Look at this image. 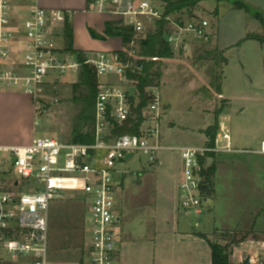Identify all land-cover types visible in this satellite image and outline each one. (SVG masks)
Wrapping results in <instances>:
<instances>
[{
	"label": "built area",
	"instance_id": "1",
	"mask_svg": "<svg viewBox=\"0 0 264 264\" xmlns=\"http://www.w3.org/2000/svg\"><path fill=\"white\" fill-rule=\"evenodd\" d=\"M25 1L27 16L19 19L14 0H0V91L19 89L33 101L46 100L47 81L52 80L53 86L68 76L78 79L81 68L89 67L98 79L95 142L81 145L43 137L26 146H0V264H51V206L73 196L83 201L86 210L84 264H115L121 235L119 166L135 157L154 165L161 153L178 152L182 163L179 210L202 216L207 199L201 160L210 153L234 152L228 127L220 126L213 148L165 147L161 142L164 107L158 87H152L140 134L112 138L111 131L114 124L125 123L138 105L136 82L128 74L143 72V65H137L143 60L141 46L156 23L166 21L169 32L164 40L178 55L188 53L195 44L210 43L211 24L194 16L187 21L181 15L165 18L158 0H87L88 13L115 18L136 35L123 50L124 57L107 51L80 55L67 53L57 44L55 31L70 21L68 13L44 11L37 0ZM112 77L119 81L100 80ZM256 153L264 156V141ZM232 251L228 252L231 264H264L263 240L241 241Z\"/></svg>",
	"mask_w": 264,
	"mask_h": 264
},
{
	"label": "rangeland",
	"instance_id": "2",
	"mask_svg": "<svg viewBox=\"0 0 264 264\" xmlns=\"http://www.w3.org/2000/svg\"><path fill=\"white\" fill-rule=\"evenodd\" d=\"M64 1L55 0L58 9L70 12L75 20L80 19L76 22V27L80 30L78 45L86 50L105 51L103 45L93 40L86 30L90 24L89 19L96 15L90 13L92 17L84 18L80 1ZM235 2L207 0L193 11L194 17L215 26L216 32L220 31L223 24L224 37L226 41L235 44L233 49L226 53L220 52L213 41L201 46L195 44L186 54H173L170 59L158 60L153 70L158 87L156 90L161 94L164 107L163 137L167 142L173 141V146L207 148V132L215 127L221 109L225 110L224 120L219 119V122L226 124L231 138L236 141L234 152L216 154L211 185L208 194H204L207 199L204 203L205 211L200 217L185 212L184 219L193 228L199 224L200 228L196 231H203V224L208 222L207 232L210 233L204 244L207 251L210 244H218L227 246L229 253L241 241H264V156L256 153L258 143L264 140V23L255 19L257 13L251 7L250 13L243 11L246 16L238 17L232 11L237 10ZM40 7L44 10L46 8L43 5ZM181 16L185 21L191 18L187 13ZM99 17L101 23L96 30L103 32V19L107 17ZM59 45L64 46L62 43ZM75 82V76L65 77L53 86L52 80L47 81L50 83V91L46 94L48 99L34 101V138L53 137L63 142L69 141L73 119L78 113L77 106L72 103V98L76 95ZM221 90L225 95L223 98L230 99L231 105L220 97ZM2 93L14 96L17 103L0 99V144L16 146L32 139L34 103L31 96L19 89L4 90ZM54 99L58 102L54 103ZM163 158L161 166L150 167L147 159L135 157L120 167L123 173L120 176L124 177L122 185L120 177L117 180L121 185L119 202L123 213L124 234H139V214L155 208L161 191L159 180L165 179L171 184L174 162L168 154ZM51 209V264H78L79 261L67 259L66 255L69 253L79 257L78 259L85 256L79 247L83 241V217L86 211L83 201L73 196L64 201L53 202ZM151 225L148 222L147 230H152ZM163 232L164 236L160 235L155 244L165 250L164 259L159 264H175L168 262V245L172 241L164 239L167 233ZM128 234L125 235L126 241ZM150 240L153 239L150 237ZM137 241L136 238V244L127 248L125 264H152L151 255ZM187 257L183 264H209V258L204 262L199 261L196 253ZM236 257L239 259L238 255Z\"/></svg>",
	"mask_w": 264,
	"mask_h": 264
},
{
	"label": "trees",
	"instance_id": "3",
	"mask_svg": "<svg viewBox=\"0 0 264 264\" xmlns=\"http://www.w3.org/2000/svg\"><path fill=\"white\" fill-rule=\"evenodd\" d=\"M162 4L164 17L189 14L193 16V11L198 5L207 0H158ZM236 9L250 13V7L243 2H235ZM255 19L264 23V16L261 12L256 11ZM105 30L102 33L96 32L92 27L88 28L90 37L99 42H105L109 39H120L122 42V50L119 51L122 57L125 56L124 49L130 43L131 38L136 34L126 29L121 25V22L115 18L107 17L104 21ZM168 27L165 20L157 22L153 32L148 34V37L142 43L140 57L137 65H143L142 73H129L130 80L136 82V88L139 94L138 105L132 108V116L123 124H114L112 127V138L121 137L124 135H139L140 128L143 123V110L148 106L151 97L148 94V89L157 87L155 83V74L153 72L158 60H166L173 57L171 47L165 42L164 36L168 33ZM73 27L69 22L66 23L63 36L65 38V52L82 55L83 52L75 48ZM261 40V39H260ZM258 40V41H260ZM261 42V41H260ZM82 59V58H81ZM224 60V61H223ZM225 62V59H222ZM75 94L72 98V103L78 108V113L73 119V127L69 142L81 145H90L95 142L94 138V123H95V106L98 95V79L96 74L87 66H83L80 70L78 82L74 85ZM219 123L216 120L215 127L207 132L209 137V148L215 146V140L219 132ZM216 154L210 153L207 158L215 159ZM207 158L201 160V175L204 178V184L208 186L203 190V194H208V189L211 185V175L214 173L213 163L207 169ZM84 244L79 246L82 249L84 256ZM212 264H231L228 256V247L218 244H210ZM67 259L79 261L78 264H84V257L78 259L77 256H72L67 253Z\"/></svg>",
	"mask_w": 264,
	"mask_h": 264
},
{
	"label": "crops",
	"instance_id": "4",
	"mask_svg": "<svg viewBox=\"0 0 264 264\" xmlns=\"http://www.w3.org/2000/svg\"><path fill=\"white\" fill-rule=\"evenodd\" d=\"M73 1H74V3L80 1V4L84 9V12H83L84 18L86 16L92 17V15L90 16L89 15L90 13H88L86 10L87 9V0H77V1L73 0ZM37 2L40 6H42V5L45 6L46 7L45 10L60 11L57 7V4L55 3V0H37ZM64 2L65 1L63 0V3ZM28 5H29L28 2L25 0H14V6L16 7V10H17L16 15L19 19H23L24 17L27 16L26 10H27ZM232 11L238 17L239 16L242 17V15L243 16L245 15L243 11H239L238 9L237 10L232 9ZM63 12L68 13L70 15V21H68V22L73 27V32L75 34L74 35L75 48L78 49V51L81 50V52H84V51L89 52V51L97 50V49H91V50L82 49L78 45L77 36L79 35L78 34L79 28L76 27V22L80 19L75 20V18L71 16L70 12H67V11H63ZM218 18H219V16H218ZM103 20L105 21V18ZM89 22H90V24H89V26L87 25L86 30L88 31L89 27H92L96 30L97 27H100L99 23H101V19H100L99 15L98 16L96 15V17L93 16L92 18H90ZM65 25H64V27H62V28L60 27V28L56 29V31H55V37L57 39V44H58L59 48H63V49L66 48L65 38L63 36ZM213 27H214V31H215L216 30L215 26H213ZM222 30H223V24L220 26V31L214 32V37H213L212 41H213L215 47H217L220 52L226 53L227 51H229V49H231V48L233 49V47H235V44H231L230 42L226 41V38L224 37ZM96 32L102 33L98 29L96 30ZM247 36H248V34H247ZM247 36L245 37V40H246ZM114 39H110V40L108 39L109 42L108 41H105V42H99L98 41V42L101 45H103L105 51H108V52L111 51L113 53L119 52L123 49L122 48V42L120 39H115V40ZM215 39H216V42H215ZM117 40H119V41H117ZM250 42H252V41H250ZM61 43L64 44V46L60 47L59 44H61ZM98 51H101V50H98ZM100 80L103 82L112 81V83L119 81L117 78H113V77L112 78H101ZM77 82H78V79H77ZM77 82H75L74 84H77ZM130 86L133 87L132 89H134V85H130ZM222 89H223V87H222ZM7 91H9V90H7ZM2 92H4V91H2ZM2 92H0V99L1 100L6 101V102H13V103L16 102L17 103V99L14 96L6 95ZM224 96L225 95L223 94V91L221 90L220 97L223 100L228 101L229 105H231V100L227 99V98H223ZM33 103H34V101H33ZM35 104L36 103L33 104L34 105L33 106V120H32L33 123H32V131H31L32 132L31 133L32 139H29L26 142L22 141L19 145H16V146H26V145L30 144L33 139H35L34 135H33V133L35 131V120H36L35 119V115H36ZM224 112H225V110L221 109V111L218 113V116H217L218 117L217 118L218 123H220L219 119L224 120V117H225ZM221 125L226 126L225 123H222V124L220 123L219 126H221ZM161 131H162L161 142H163L162 144L167 148H173V149H178L180 147L181 148H187V147L197 148V147H192V146H181V145H180V147H175L172 145V143H174V142L170 141V140L168 141V142H170L168 145V144H166V143H168L167 140H165V137H163L162 124H161ZM206 137L208 139V136H206ZM231 139H232V147H235L236 141L233 138H231ZM165 141H166V143H165ZM262 141H264V140H262ZM261 142L258 143L259 145H258L257 149H259ZM208 143H209V140H208ZM0 146H15V144L14 145L0 144ZM166 153L169 155V158L174 162V164H173V170L174 171H173V174H172L171 179H170L171 184L169 185L165 181V179L159 180V182L161 183V185H160L161 191L159 192V196L157 199L156 206H155V208H150L148 210L143 211V213L139 214L140 218H138V220H139V223L141 226V230L139 231V234L137 236H134L132 234V232H129V234L127 232L124 234V232H123V230H124L123 229V223H124L123 222V213H121L122 211H120V202L119 201L121 198L120 197V191H121V185H122V181H123L124 177L122 178L120 176L121 174H123L122 172H120L121 174L119 175V177L121 179V185L118 182V180H117V182H118V204H119V212H120V214H119V218H120V225L119 226H120V228L119 229H120L121 235H120L119 248H118L116 255H115V258H114L115 264H123V263L125 264L127 248L131 245L136 244V242H134V240L136 238L138 239L137 244L141 245V243H142L143 245H141V246L144 249H146L147 252L151 255L152 264H154L155 262H156V264H159L160 261L162 259H164L163 257L165 256V254H164L165 250L162 249L160 246H159L160 248L156 247L155 244L158 241L160 235L164 236L163 231H165L167 233L165 235L164 239L168 240L169 242L172 241V243H170L171 246L168 245V247L170 248L169 249L170 252L169 251L167 252L168 253L167 254L168 260H169L168 262L175 263V264H180V263L183 264L186 261V259L188 258L187 257L188 255H191L192 253H196L199 261L204 262L205 260H208V258H209V264H212L211 251H210L211 248L210 249L208 248L209 250L207 251V248L204 245L205 244V238H206L207 234L210 233V232H207L208 231L207 227L209 226V223L205 222L203 224V228H202L203 231H196V229L200 228V225L196 224L195 228H193V226H190L188 224L187 220L184 219V214H186V213L180 211L179 207H178L177 191L176 190H177V184H178V181L180 178V171H181V167H182V163L180 160L179 153L178 152H163L160 155L158 163H156L154 165H150V167H154L156 165L161 166L162 160L165 159V158H163V156L167 155ZM208 159L209 158H207V161H208ZM125 163H127V162H124V164ZM213 163L214 164L216 163V158L214 159ZM122 165L119 166V171H120V167ZM119 177H117V179H119ZM164 190L165 191L168 190V192H164ZM204 211H205V208H204ZM148 222H149V224H152L151 225L152 230H149V229L147 230L146 227H147ZM216 230H219V229H216ZM221 231H227V230H221ZM126 234H128L127 235V239H128L127 241L125 240ZM148 234H149V236H148ZM150 237H151V239H153L152 241L150 240ZM207 239H208V237H207ZM196 247H198V248H196ZM190 251L192 253H190ZM200 253H202V254H200ZM179 259H180V261H178Z\"/></svg>",
	"mask_w": 264,
	"mask_h": 264
},
{
	"label": "water",
	"instance_id": "5",
	"mask_svg": "<svg viewBox=\"0 0 264 264\" xmlns=\"http://www.w3.org/2000/svg\"><path fill=\"white\" fill-rule=\"evenodd\" d=\"M233 1H240L246 4L247 6L251 7L252 9L259 11L264 16V0H233ZM214 162L213 158H209L207 161V169L211 166V164ZM208 186L204 185L202 187L203 190L207 189Z\"/></svg>",
	"mask_w": 264,
	"mask_h": 264
}]
</instances>
